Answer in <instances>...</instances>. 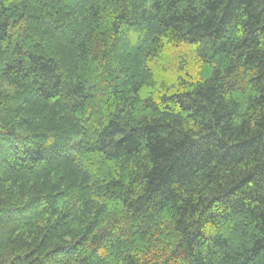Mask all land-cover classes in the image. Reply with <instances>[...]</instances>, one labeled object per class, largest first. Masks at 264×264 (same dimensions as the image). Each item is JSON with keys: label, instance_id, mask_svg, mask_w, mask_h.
I'll list each match as a JSON object with an SVG mask.
<instances>
[{"label": "trees", "instance_id": "16d2710c", "mask_svg": "<svg viewBox=\"0 0 264 264\" xmlns=\"http://www.w3.org/2000/svg\"><path fill=\"white\" fill-rule=\"evenodd\" d=\"M0 264H264V0H0Z\"/></svg>", "mask_w": 264, "mask_h": 264}]
</instances>
